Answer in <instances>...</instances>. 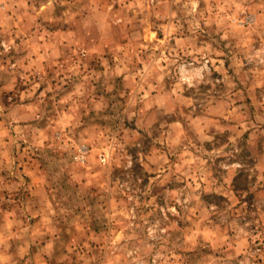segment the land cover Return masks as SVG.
I'll return each mask as SVG.
<instances>
[{"label": "rangeland", "instance_id": "1", "mask_svg": "<svg viewBox=\"0 0 264 264\" xmlns=\"http://www.w3.org/2000/svg\"><path fill=\"white\" fill-rule=\"evenodd\" d=\"M0 264H264V0H0Z\"/></svg>", "mask_w": 264, "mask_h": 264}]
</instances>
